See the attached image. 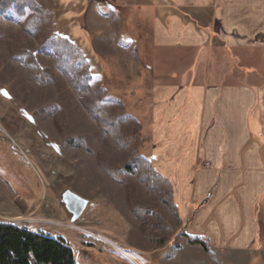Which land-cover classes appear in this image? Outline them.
<instances>
[{"label": "crops", "instance_id": "obj_1", "mask_svg": "<svg viewBox=\"0 0 264 264\" xmlns=\"http://www.w3.org/2000/svg\"><path fill=\"white\" fill-rule=\"evenodd\" d=\"M200 1L142 0L150 9L149 59L114 46L124 81L134 83L98 79L134 99L128 112L140 153L170 183L179 222L180 234L161 250L123 242L134 264L172 251L179 238L176 250L193 256L183 264H240L264 242V0ZM107 42L102 51H111ZM186 237L205 239L210 255Z\"/></svg>", "mask_w": 264, "mask_h": 264}, {"label": "rangeland", "instance_id": "obj_2", "mask_svg": "<svg viewBox=\"0 0 264 264\" xmlns=\"http://www.w3.org/2000/svg\"><path fill=\"white\" fill-rule=\"evenodd\" d=\"M38 1L54 18L53 33L66 38L82 52L91 76L96 78H92L91 85L105 88L108 95L98 102L86 95L83 99L109 116L119 113L122 124L127 129L133 127L135 121L128 111L133 108L134 99L121 97V91L107 89V83L103 85L98 79L109 75L113 77L110 78L112 84L120 82L126 87L132 86L133 77L130 82L124 81L112 49L125 47L130 56H135L136 51L142 60L149 59L150 9L139 5L143 4L142 0H125L136 4L135 8L121 7L123 4L116 0ZM159 1L173 5L182 2ZM195 1L191 4H201L200 0ZM137 17L141 20L140 29L135 24ZM20 21L12 14L7 20L0 19V223L63 238L71 247L76 264H119V259L124 264H134L129 261L135 259L134 251L122 243L151 253L154 242L141 234L139 222L127 205L124 188L100 170L97 155L111 168L122 171L120 179L131 186L139 207L152 210V193L136 176L123 171L124 161L117 147L109 142V147L105 148L98 140L100 131L95 121L66 79L56 71L51 59L39 53L42 39L23 32L18 25ZM105 41L111 51H102L107 47ZM9 46L16 49L15 55L33 54L38 66L45 71L42 78L45 82L34 81L23 64L14 63ZM209 57L214 59L213 54ZM52 77L60 81L63 90H57L47 80ZM56 111L62 116L57 122ZM79 138L85 139L84 148L65 145L67 140ZM141 155L145 156L144 150ZM66 191L88 202L82 216L74 223L61 201ZM124 202L129 214L123 211ZM158 211L176 233L179 224L171 209L158 204ZM181 241L174 239V248L165 255L143 254L142 260L145 264H150V260L152 264L191 261V254L176 250L175 245ZM246 262L264 264V249L253 250L240 264Z\"/></svg>", "mask_w": 264, "mask_h": 264}, {"label": "trees", "instance_id": "obj_3", "mask_svg": "<svg viewBox=\"0 0 264 264\" xmlns=\"http://www.w3.org/2000/svg\"><path fill=\"white\" fill-rule=\"evenodd\" d=\"M12 14L21 19L19 27L23 32L42 39L38 47L39 53L49 57L54 68L67 81L69 87L80 101L81 105L92 118L100 133L98 140L105 148L111 142L117 147L124 161L123 171L138 179L152 193V210L141 208L135 201L134 191L130 185L121 180V170L107 165L101 155H97L100 170L114 183L122 186L126 194L127 205L131 214L139 222V230L143 237L154 242V250L163 249L173 236V231L167 226L164 217L158 211V204L169 207L173 217L178 222L172 202V187L169 182L158 176L150 163L139 150L140 134L135 128L127 129L121 121V115L109 116L99 109L93 108L83 99L86 95L93 101L103 99L102 87L92 86V76L82 52L66 38L53 33L54 18L49 9L38 0H0V19L7 20ZM11 60L23 64L29 76L36 82H45L44 72L31 53L15 55L16 49L9 46ZM59 91L63 86L58 79H47ZM55 122L62 116L54 113ZM66 146L84 148L85 139H69ZM187 244L199 246L210 255L208 242L203 238L186 237ZM264 249V242L261 243ZM0 264H76L74 253L68 243L60 237H52L42 231H30L24 227L0 223Z\"/></svg>", "mask_w": 264, "mask_h": 264}, {"label": "water", "instance_id": "obj_4", "mask_svg": "<svg viewBox=\"0 0 264 264\" xmlns=\"http://www.w3.org/2000/svg\"><path fill=\"white\" fill-rule=\"evenodd\" d=\"M61 201L66 211L71 215L72 223L76 222L82 216L88 205L85 199L70 191L63 193Z\"/></svg>", "mask_w": 264, "mask_h": 264}]
</instances>
